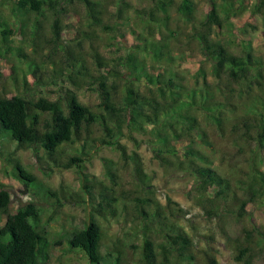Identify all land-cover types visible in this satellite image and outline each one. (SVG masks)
Masks as SVG:
<instances>
[{
	"label": "trees",
	"instance_id": "1",
	"mask_svg": "<svg viewBox=\"0 0 264 264\" xmlns=\"http://www.w3.org/2000/svg\"><path fill=\"white\" fill-rule=\"evenodd\" d=\"M14 1L17 11L28 17L22 26L31 21L35 26L47 25L50 48L41 56L51 60L52 67L47 69L44 62L28 57V71L35 86H58L59 94L54 99L31 95L27 74L23 93L0 91V136H9L19 149L41 148L54 166L75 168L83 176L85 163L101 146L118 151L123 163H133V174L142 184V194L125 197L133 203L132 221L146 233L139 264H198L196 243L167 216L188 211L170 197L165 206L161 204L141 156L129 152L122 141L128 137L139 147L135 133L151 135L148 142L161 165L194 176L192 193L209 217L230 215L240 225V235L234 240L235 261L253 264L264 244V229L243 221L249 206L264 209V55L253 48L252 38H242L245 27L235 23L246 0H208V10L201 17H197L195 0H147L149 5L133 14L131 0ZM263 6L260 0L255 11ZM66 17H76L79 26L70 42L64 41ZM176 25L187 26V41ZM6 26L0 25L2 40L13 32ZM103 34H109L108 44L117 53L107 55L101 49L98 41ZM18 50L10 47L12 54ZM7 55L0 43V59ZM195 57L200 58L199 67L186 76L177 63ZM148 58L154 65L152 71ZM82 89L96 92L98 102H82ZM225 125L232 132L246 129L235 140H242L238 152H244L240 160L247 167L241 170L244 177L236 180L221 174L198 148L211 147L210 137L223 136ZM68 144H75V152L63 148ZM14 167L25 185H37V177L19 159L14 160ZM107 175L116 184L117 174L111 168ZM94 184L87 181L83 187L89 192ZM99 186L101 199L90 220L72 231L66 242L85 252L91 264H127L121 250L109 261L113 254L103 250L104 231L95 215L116 216L120 198L114 187L101 182ZM11 202V193L1 188L0 217L6 218L0 225V264H53L50 252L55 243L43 208L30 201L11 212ZM152 232L164 240L155 241Z\"/></svg>",
	"mask_w": 264,
	"mask_h": 264
},
{
	"label": "rangeland",
	"instance_id": "2",
	"mask_svg": "<svg viewBox=\"0 0 264 264\" xmlns=\"http://www.w3.org/2000/svg\"><path fill=\"white\" fill-rule=\"evenodd\" d=\"M131 1L133 4L131 14L136 12V9H142L149 5L147 0ZM195 1L199 8L196 13L197 17H201L208 10V0ZM259 2L260 0H246V7L235 18V23L237 26L245 27L242 38H252L253 48L264 55V6L260 12L255 11ZM23 21H28V17L22 16L17 11L14 0H0V25H7L6 27L13 30L12 34L3 40L0 34V43L5 47L8 54L5 59H0V91L9 95L23 93L22 82L27 74L30 87H32L29 90L31 95H46L54 99L59 94L58 86H35L27 65L28 57L29 59L34 57L38 62H44L47 69L52 67L51 60L47 61L45 56H41L46 55L50 48L46 40L47 25L44 23L42 26H35L31 21L22 26ZM63 26L64 41L70 42L79 28L77 18H63ZM175 28H179L180 37L183 41L189 39L187 26L176 25ZM109 37V34H103L102 39L98 41L101 49L107 55L117 53L115 46L108 44L110 42ZM128 39L129 43L133 41L130 39V35ZM10 47H19V50L12 54ZM20 53H26L28 56H18ZM199 59L195 57L188 62H179L177 67L187 76L198 69ZM147 60L148 67L152 71L153 62L149 58ZM119 83L122 84L123 80L119 79ZM79 97L82 102L89 105L98 102L96 92L90 89L80 90ZM201 121L202 126L207 128L205 118L201 117ZM224 127L226 130L223 136L210 137L212 139L211 147L200 145L198 148L209 157L213 166L221 174L236 180L239 176L244 177L241 170L247 169L246 163L240 160L244 152L242 151L243 154L238 152L242 140L238 139V142L235 143V140L243 135L246 129L241 128L232 132L229 125ZM135 137L138 140L137 143L140 144L139 147L136 146V142L128 137L123 138L122 141L128 146L129 152L136 151L141 156L144 172L153 176L151 183L156 191L154 196L163 206L166 205L167 198L170 197L188 211V213L176 217L167 216L169 222L175 223L196 243L195 254L198 264H213V260L217 264H237L234 240L240 235V225L233 222L234 219L230 215L209 217L206 209L198 204L196 194L192 193L195 186L194 176L185 171L161 165L154 158L148 142L151 135L135 133ZM197 137L199 139V135ZM74 147L75 144L63 146L70 153L75 152ZM243 147V150H248L247 146ZM38 156L43 158L39 159ZM15 159H19L28 171L37 177V185L27 186V193H23L25 183L17 176L14 167ZM108 161L114 163H107ZM51 166L54 168L47 175L46 173L49 172L48 169ZM133 166V163H123L118 151L108 146H101L93 153L91 160L85 163L86 168L83 170V176L75 168L66 169L54 166V163L46 157L41 148L39 151L34 147L19 149L17 143L11 140L9 136L6 134L0 136V189L5 188L11 193V212L17 211L19 207L30 201H34L43 208L44 221H48L51 231L50 239L55 243L50 252L53 264H91L85 252L70 248L66 239L72 231L83 227L86 221L90 220L91 214L94 213V207L101 199L102 186H99V182L108 187H114L120 198L117 203L118 213L116 216L110 214L103 218L95 215L104 231L103 250L113 254V256L108 257L107 261L115 258L118 250H121L127 264H139V251L146 233L145 231L142 232L137 222L132 221L133 203L125 198L142 194V184L137 181V177L133 174ZM108 168L117 174L116 184L107 175ZM87 181L95 183L89 192L87 188L83 187ZM50 190L53 194L49 192ZM83 198L86 200L85 202L82 201ZM256 207L249 206L250 213L246 215L243 223L248 226L257 224L264 229V209L258 207L256 209ZM5 218V216L0 217V225L5 221ZM134 225L137 226L134 227ZM153 229L158 230V226ZM150 235L157 242L164 240L159 233L152 232ZM182 263L185 264V261ZM253 264H264V244L253 260Z\"/></svg>",
	"mask_w": 264,
	"mask_h": 264
},
{
	"label": "water",
	"instance_id": "3",
	"mask_svg": "<svg viewBox=\"0 0 264 264\" xmlns=\"http://www.w3.org/2000/svg\"><path fill=\"white\" fill-rule=\"evenodd\" d=\"M23 193H27V185H25V189H24Z\"/></svg>",
	"mask_w": 264,
	"mask_h": 264
}]
</instances>
